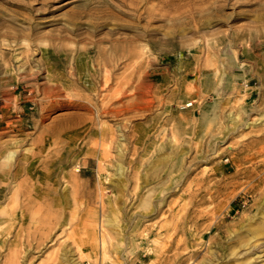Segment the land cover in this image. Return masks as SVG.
<instances>
[{"label": "rangeland", "instance_id": "374dc122", "mask_svg": "<svg viewBox=\"0 0 264 264\" xmlns=\"http://www.w3.org/2000/svg\"><path fill=\"white\" fill-rule=\"evenodd\" d=\"M105 63L151 84L116 114L85 82ZM0 114V206L46 143L19 264H238L264 231V0H0Z\"/></svg>", "mask_w": 264, "mask_h": 264}, {"label": "bare ground", "instance_id": "6f19581e", "mask_svg": "<svg viewBox=\"0 0 264 264\" xmlns=\"http://www.w3.org/2000/svg\"><path fill=\"white\" fill-rule=\"evenodd\" d=\"M97 41L98 42H103L105 40L99 38ZM108 41H110V40H108ZM111 45H113V44H111ZM113 62L114 61H111V63H113ZM113 65H115V64L113 63L112 67H113ZM105 66H106V63H105V65L103 64L100 68H98L97 71H93L91 73L90 77H89V79H91V78L92 79H96L97 78L98 81L100 82L99 85H96V81L93 82V80L92 81L85 80V82H86V85L89 88V90L93 91L94 94L102 95V99L103 98L106 99L108 97L107 102L104 103L103 100H102V102H103L102 104L94 105L96 110L100 111V112H102L104 114H116L122 108H120L121 106L119 107L118 105L114 106L113 103H115V102H114L113 99L116 100L117 98L120 99V97H123V96L126 97V96L132 94V90L134 92L136 90H138V91L140 90V92L143 93L144 91L148 90L147 86L149 84L148 85L143 84V86H141L140 84L135 85L133 83L134 82V79L132 78L133 76H131L132 74L129 73V74H126V76L124 78H122L121 81H117V86L112 88L111 87V82L113 81V77H112L113 75L110 72L111 70L107 69L106 68L107 66L106 67ZM109 66H111V64H109ZM96 73H97V75L100 78L96 77L97 76ZM115 80H117V78ZM149 86H151V84ZM141 88H143V89H141ZM53 92L55 94L59 93V87H58V85L56 83L53 86ZM79 104L80 103L76 102V101L75 102H73L72 100L69 101V105H72V106H75V107H79ZM4 106H6V104ZM129 106L130 105H123V108H128ZM88 108L91 109L90 107H88ZM92 113H93V111L91 112V114ZM82 134H83L82 132H78L77 133V137L81 136ZM113 135H114V130H113L112 127L109 126L106 129L105 128L101 129V137L102 138L104 136H106L105 137L106 140L110 141V139L113 138L112 137ZM22 139H23V137H22ZM34 146H35L34 147L35 150L32 153H31V151L28 152V151H26V149H24L26 152H24L23 157H22V159H21V161L19 163L18 169L15 172V174H17L18 172L21 171V172H23L25 174V178H23V181H22L21 185L19 184V186H21V187H19L17 190H15L11 194V196L9 197L7 205L0 206V246L4 242H6V237L9 234H10L9 236H11V235L13 236L14 235L13 240L10 242V244H9V246L7 248L9 251L5 255L6 261L5 262L3 261V264H19V261H18V259L20 257V255H19L20 254V244H19V240L20 239H19V237H20V231L22 230L21 228H22L23 222L26 221V220L34 221L36 219L34 214L37 211L42 210L40 202H38L39 205H37L34 209L32 207L34 204L31 205V202L36 198V194L39 193V190L37 189V186H35V184H34L35 183L34 175L36 174V172L38 171V168L40 167V164H39L40 161H39L38 157L40 156L41 152L45 150L46 143L45 142L44 143H38L37 142V144L34 145ZM5 148H6V146H5ZM7 151H9V150H7ZM12 156H13V151H10L6 155V158H11ZM11 159H13V158H11ZM123 170H124L123 165L121 163H119L118 166H117V169H116L117 175L119 176L121 173H123ZM2 196H3V193L0 192V198ZM46 207H48V206H46ZM44 209H45V207H44ZM46 211H47V209H46ZM39 213H42V212H39ZM48 213H49V211H48ZM38 217H39V219H38ZM44 217L46 218V216H44ZM40 218H41L40 216H37L36 220L37 221L41 220ZM112 220H113V218H112ZM5 222L6 223L8 222V223L5 225V224H3ZM260 229H261V227L259 225L247 227L245 229V234L244 235L246 237L240 242V246H242V248L244 250H242L239 253L238 259H241V260L238 262V264H257V262H260L259 264H264V258H261L262 256H264V254L263 255H259V254L258 255L257 254L254 255L256 247L257 246L261 247L264 244V242H262V243L258 242L259 241L258 240V235L264 233V231H260ZM32 238H33V235L31 237V239ZM73 242H74V240H73ZM104 242L105 241H104V238L102 236L101 244H102V252L103 253H105V251H104V247H105ZM3 247H4V250H5V246H3ZM76 250L78 251V249H76ZM79 255H80V253H79ZM69 257H70V255L68 256L67 250L64 249L63 253H62L63 260L68 262V261H70ZM258 258H260V259H258ZM203 264H210V262L209 261H204ZM223 264H226V263H223Z\"/></svg>", "mask_w": 264, "mask_h": 264}]
</instances>
